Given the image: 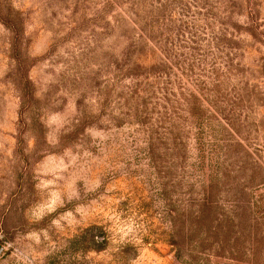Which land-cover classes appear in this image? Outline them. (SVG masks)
<instances>
[{"label": "rangeland", "instance_id": "obj_1", "mask_svg": "<svg viewBox=\"0 0 264 264\" xmlns=\"http://www.w3.org/2000/svg\"><path fill=\"white\" fill-rule=\"evenodd\" d=\"M0 264H264V0H0Z\"/></svg>", "mask_w": 264, "mask_h": 264}]
</instances>
